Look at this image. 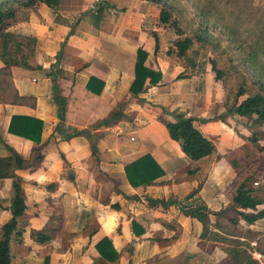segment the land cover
Wrapping results in <instances>:
<instances>
[{
    "label": "crops",
    "instance_id": "0c3cea01",
    "mask_svg": "<svg viewBox=\"0 0 264 264\" xmlns=\"http://www.w3.org/2000/svg\"><path fill=\"white\" fill-rule=\"evenodd\" d=\"M93 1L100 3L93 6ZM89 6L103 8L99 21L73 22V16ZM9 31L35 41L32 51L24 52L29 68L11 67L18 94L33 100L29 105L0 104V157L8 156L9 147L28 161L36 146L9 132L13 116L42 123L37 144L42 159L16 171L26 208L18 218L22 242L11 241V264H43L46 258L48 264H221L229 247L223 239L243 241L254 264H264V218L253 224L240 221L249 232L239 238L214 226L213 213L231 205L239 184L249 179L252 185L264 151L259 153L246 140L250 131L238 123L244 118L213 120L223 112L224 91L214 79L208 52L194 46L186 61L174 50L167 54L175 34L158 23L157 8L143 0H60L56 12L38 4L20 11ZM138 49L147 54L144 65L160 71L161 80L156 86L147 80L135 97L129 89ZM174 112L194 119L195 128L215 145L211 155L191 161L169 138L161 119L173 121ZM112 113L120 116L108 125L98 124ZM19 129L30 128L23 124ZM83 129L90 131L91 141L70 136ZM146 154L164 175L133 187L125 165ZM12 183L0 180V236L11 218ZM195 190L194 198L211 212L204 240L202 224L177 205L146 201L184 203ZM260 195L264 198V192ZM31 231H44L51 239L37 243ZM211 234L221 240H211ZM104 238L118 254L115 262L101 259L96 250Z\"/></svg>",
    "mask_w": 264,
    "mask_h": 264
},
{
    "label": "trees",
    "instance_id": "16d2710c",
    "mask_svg": "<svg viewBox=\"0 0 264 264\" xmlns=\"http://www.w3.org/2000/svg\"><path fill=\"white\" fill-rule=\"evenodd\" d=\"M157 8L158 23L164 28L171 29L175 40L169 47L167 54L173 50L178 59L186 61L189 52L194 46L210 54L209 64L214 74V79L221 83L224 91L221 107L223 112L215 115L213 120L224 121L229 116H237L252 120L254 125L264 126V0H143ZM38 4H44L53 11H57L60 0H0V104L29 105L32 98L22 97L13 86L11 67L21 66L29 68L26 49L31 50L35 41L9 31L17 23L18 14L22 10H29ZM102 7L93 12L97 23L102 12ZM157 39V38H156ZM158 49L156 43L155 50ZM147 54L138 49L134 65V80L130 86V93L137 96L145 90L146 81L151 86H156L161 80L160 71L148 69L144 63ZM58 98V97H57ZM60 102V101H59ZM62 104L59 111H62ZM173 121L161 119L169 138L178 143L182 153L191 161H198L211 155L215 145L195 128L194 119L186 117L181 112L173 113ZM120 115L112 113L111 116L98 123L108 125ZM29 130H20L23 125ZM97 124V125H98ZM42 123L39 120L22 116H13L9 125V132L32 140L36 146L32 149L28 161L11 148L6 147L8 156L0 157V180L12 179V198L10 203V220L1 228L0 236V264H11V241L21 243V230L18 228V218L25 211V200L22 181L16 175L17 170L31 168L42 159L40 141ZM83 135L91 141L90 131L83 129L72 133L70 136ZM259 151L255 133L246 138ZM91 153L97 159V150L90 143ZM125 177L133 186H147L164 175L162 169L154 159L146 154L125 165ZM195 170H189L194 174ZM249 179L243 180L231 201V205L218 213L214 226L228 236L239 238L243 231L239 222L253 224L264 218V208L258 209L264 203L261 193L264 187L248 185ZM197 191L187 195L182 203L174 199L152 200L146 198L150 205L168 207L177 205L184 215L198 220L203 226L201 238L207 239L209 234V216L211 212L200 200L194 198ZM193 199L191 203L189 200ZM118 208V205H114ZM225 223V227L221 222ZM247 232V233H246ZM30 237L37 243H45L51 237L44 231H31ZM211 240L220 241L219 235H209ZM229 244L224 249L227 259L221 264H254L243 248L244 242L239 239H223ZM100 258L108 262L118 259L117 252L113 249L108 238L96 244ZM43 264H48V258Z\"/></svg>",
    "mask_w": 264,
    "mask_h": 264
},
{
    "label": "rangeland",
    "instance_id": "374dc122",
    "mask_svg": "<svg viewBox=\"0 0 264 264\" xmlns=\"http://www.w3.org/2000/svg\"><path fill=\"white\" fill-rule=\"evenodd\" d=\"M100 1L99 2H94L92 3V5L96 6V5H99ZM93 12H95V10H93V8L91 6L88 7V9L84 12H81L79 10V12H77L76 15H74L73 17V22L74 20H83L84 23H92V21L94 20V14ZM164 116V117H163ZM161 117L163 118H166L167 116L164 114V112L161 114ZM239 124L242 126V128H246V129H249L250 131V135L251 133H255L258 137V142H259V145L263 148V151H264V126H257V125H254L252 120H249V119H242V120H238ZM263 151H259V153L263 152ZM255 170V174L252 176V179H251V183H252V187L253 188H256V187H260V186H263L264 187V155L261 156L259 155V158H258V161H257V165L256 167L254 168ZM254 181H257L258 182V185L257 186H254L253 182Z\"/></svg>",
    "mask_w": 264,
    "mask_h": 264
},
{
    "label": "built area",
    "instance_id": "2783aa9c",
    "mask_svg": "<svg viewBox=\"0 0 264 264\" xmlns=\"http://www.w3.org/2000/svg\"><path fill=\"white\" fill-rule=\"evenodd\" d=\"M131 140H132V139H131ZM253 184H254V186H257V185H258V182H254Z\"/></svg>",
    "mask_w": 264,
    "mask_h": 264
},
{
    "label": "water",
    "instance_id": "95a60500",
    "mask_svg": "<svg viewBox=\"0 0 264 264\" xmlns=\"http://www.w3.org/2000/svg\"><path fill=\"white\" fill-rule=\"evenodd\" d=\"M170 115H172L171 113H169Z\"/></svg>",
    "mask_w": 264,
    "mask_h": 264
}]
</instances>
